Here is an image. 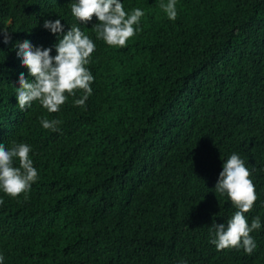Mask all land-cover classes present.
Listing matches in <instances>:
<instances>
[{"label":"trees","instance_id":"obj_1","mask_svg":"<svg viewBox=\"0 0 264 264\" xmlns=\"http://www.w3.org/2000/svg\"><path fill=\"white\" fill-rule=\"evenodd\" d=\"M76 0H0V143L31 145L39 173L13 198L0 189L2 264H264V0H121L141 8L125 47L97 39ZM76 24L96 45L84 107L19 108L17 45L51 48ZM67 95V94H66ZM41 117L62 121L44 129ZM238 153L258 196L257 248L217 250L212 225L237 209L215 191L223 162ZM18 166V161L16 162Z\"/></svg>","mask_w":264,"mask_h":264},{"label":"clouds","instance_id":"obj_2","mask_svg":"<svg viewBox=\"0 0 264 264\" xmlns=\"http://www.w3.org/2000/svg\"><path fill=\"white\" fill-rule=\"evenodd\" d=\"M161 8L170 20L175 21L176 0H168L166 5L161 4ZM71 13L81 23H87L95 16L98 21L93 25L96 38L104 40L109 46L119 47H125L128 39L140 30L133 26H138L144 15L141 8L133 9L130 14L126 13L121 0H76L71 4ZM43 27L53 34H62V38L55 45V55H51V48L33 46L28 40L17 45L16 55L33 78L30 80L24 73L19 74V86L16 87L19 108L24 110L38 101L49 113H55L69 96H76L77 90H83V94L74 99L73 103L84 107L92 94L90 85L94 77L86 66L90 64L91 54L96 48L95 43L76 24L64 32L60 19L45 20ZM0 35L4 43L10 40L6 28H0ZM40 123L44 129L56 132L59 131L62 121L41 117ZM31 151V145L17 143L15 140L9 147L0 143V189L13 198L23 193L27 199L32 184L38 180L39 173L30 158ZM250 176V170L238 153L233 152L223 162L215 191L221 195L226 193L237 211L226 224L212 225L210 231H213V238L210 242L217 250L243 248L246 254L251 255L257 248L251 233L261 228L260 217H253L249 224L245 215L252 210L258 199ZM0 203L3 201L0 200ZM3 259L0 255V264Z\"/></svg>","mask_w":264,"mask_h":264}]
</instances>
